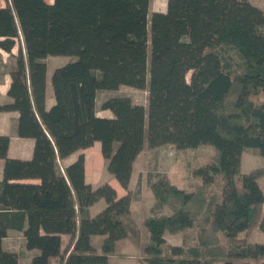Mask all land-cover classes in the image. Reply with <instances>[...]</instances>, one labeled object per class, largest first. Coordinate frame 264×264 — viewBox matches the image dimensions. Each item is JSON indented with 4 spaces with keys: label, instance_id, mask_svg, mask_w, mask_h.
Listing matches in <instances>:
<instances>
[{
    "label": "trees",
    "instance_id": "obj_1",
    "mask_svg": "<svg viewBox=\"0 0 264 264\" xmlns=\"http://www.w3.org/2000/svg\"><path fill=\"white\" fill-rule=\"evenodd\" d=\"M5 1L0 77L1 52L14 64L11 100L0 111L19 112L17 135L35 148L30 160L9 158L10 138L0 135V264H20L3 247L9 230L38 251L31 264H112L123 239L143 251L145 264L264 262V243L250 242L255 229L264 232V166L241 169L243 153L264 161V11L249 0H167L165 12H152V0ZM56 56L71 59L52 72L55 103L47 109V59ZM121 86L147 91V105L127 95L99 105L100 92ZM105 110L112 117L98 116ZM96 142L126 190L146 147L211 145L214 153L192 170L200 183L191 191L165 175L150 181L142 244L132 192L120 197L108 183H87L84 154L63 163ZM192 228L193 246L167 244L166 233L186 237ZM63 235L72 236L64 251ZM93 236L104 238L100 249Z\"/></svg>",
    "mask_w": 264,
    "mask_h": 264
},
{
    "label": "rangeland",
    "instance_id": "obj_2",
    "mask_svg": "<svg viewBox=\"0 0 264 264\" xmlns=\"http://www.w3.org/2000/svg\"><path fill=\"white\" fill-rule=\"evenodd\" d=\"M54 1V0H53ZM252 4L258 6L264 11V0H249ZM1 3L6 5L5 0H1ZM165 6V7H164ZM167 6V0H152L151 10L157 12H165ZM20 44V42H18ZM18 51V45L15 48ZM3 62L8 58V64L11 63L12 59L6 53H4ZM8 56V57H7ZM237 59V57L235 56ZM69 56H56L49 57L47 59L48 70L53 72L54 69L64 65L70 61ZM3 63L1 71L7 66ZM191 74L187 75V79H190ZM114 95H127L130 96L135 103L147 105L148 93L145 90L136 89L129 86H121L118 91H103L98 95L99 105L108 97ZM95 147L91 149L90 154L95 153ZM214 148L211 145H203L194 149H182L179 150L173 145H164L158 148L146 147L136 162V172H135V191L133 194L134 202V218L132 219L133 227L137 228L140 233L142 244L147 241V231L144 227V219L148 215V209L151 207L154 201L153 193L150 188V181L155 180L158 175H165L169 180L183 188L186 191L193 190L194 186L200 183V179L194 178L192 176V170L205 165L209 158L213 155ZM100 163L99 165L93 164L98 171L99 175L110 174L107 171V161L103 158L101 154V149H99ZM246 154V153H245ZM253 161V164L258 162V158L254 157L252 154L246 155ZM262 161L263 158L260 157ZM102 185V184H101ZM133 217V216H132ZM180 234V235H179ZM167 244L173 246H193L196 239V228L189 229L187 231L186 237L184 233H178L176 235L166 233L165 234ZM128 241V240H127ZM221 244H225L226 240L221 237ZM130 242V241H129ZM133 244V243H131ZM134 245V244H133ZM131 248V246H129ZM134 247H136L134 245ZM137 248V247H136ZM100 249V248H99ZM116 249V248H115ZM111 261L114 263H127V264H145L142 262L144 254L140 249H136L134 253L130 252L128 248L119 249L118 253L112 255ZM261 264H264L262 262Z\"/></svg>",
    "mask_w": 264,
    "mask_h": 264
},
{
    "label": "crops",
    "instance_id": "obj_3",
    "mask_svg": "<svg viewBox=\"0 0 264 264\" xmlns=\"http://www.w3.org/2000/svg\"><path fill=\"white\" fill-rule=\"evenodd\" d=\"M47 1L49 3H53L52 0H47ZM1 53L4 55V53L6 52H1ZM16 53H17L16 50L13 49V54H16ZM6 54L10 56V54L8 53ZM5 59L6 61L8 60V58H5ZM6 61L4 63H6ZM13 64H14V60H12L10 64H8V61H7V66L4 67L5 69L1 71L0 104L11 100L10 97L8 96V90L11 84L10 70H12ZM51 75L52 73L49 72L48 70L47 89H46V108L47 109H49L55 103L54 92L51 86ZM19 116L20 114L18 111H0V135L9 136L10 138V144H9V149H8L9 158L30 160L32 159L33 154H34L35 140L31 138H21L17 135V125H18ZM98 116L112 117V113L109 110L99 111ZM94 147L96 149L95 153L90 154L91 149ZM99 149H101V145L99 142H96L93 147L85 149V150H81V151H78L72 154L67 159H65L63 163L65 166L70 165L71 163L77 160L80 154H84L85 155V175H86L87 183L91 184L93 187H97L101 184L108 183L117 191V194L120 197L126 195L128 191L133 193L136 188L135 186L136 163H135L134 172L131 177V181L129 183L128 190H126L120 185V183L117 181V179L113 175L111 174L99 175L98 171H95L96 167L93 164L99 165V163L101 162ZM248 154L249 153H246V154L243 153L242 155L241 169L243 172L249 173V172L255 171L256 169L262 168L264 166V161L263 160L261 161L260 157H257L258 162L256 164H253V161L251 160V158L246 156ZM4 163L5 161L0 159V181H2L3 179ZM258 181L264 191V176L260 177ZM20 182L39 183L40 180L25 179V180H20ZM134 202L135 201H132V204H131L133 218H134V212H133ZM105 205L106 203L103 199L98 201L96 204H94L89 210L91 216H95L100 211H102ZM149 209H148V212H149ZM103 239L104 238L101 236H93L92 244L97 248H101ZM127 240L128 239H123L117 242L115 253H118V250L123 249V248H128V250L132 253H134V251L136 252L137 248L134 247V245L131 244L129 240L128 241ZM71 242H72L71 236L63 235L62 236V250L63 251L66 250L71 245ZM250 242L252 244L264 243V232H262L260 229H255L250 238ZM129 246H131V248ZM3 247L6 250L16 252L19 255L20 264H31L32 258L38 252L37 250H27L26 249L23 233L17 230L8 231L7 237L3 240ZM112 257L114 256L110 257V261ZM114 264H127V263L121 262V263H114Z\"/></svg>",
    "mask_w": 264,
    "mask_h": 264
},
{
    "label": "bare ground",
    "instance_id": "obj_4",
    "mask_svg": "<svg viewBox=\"0 0 264 264\" xmlns=\"http://www.w3.org/2000/svg\"><path fill=\"white\" fill-rule=\"evenodd\" d=\"M165 7V6H164ZM167 7V6H166ZM72 237V236H71Z\"/></svg>",
    "mask_w": 264,
    "mask_h": 264
}]
</instances>
